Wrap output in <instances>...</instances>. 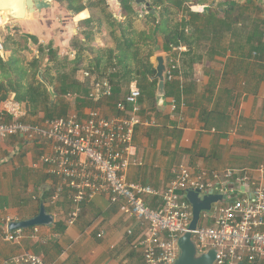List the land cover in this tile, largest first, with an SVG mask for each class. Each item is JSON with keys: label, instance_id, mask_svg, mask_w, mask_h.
Segmentation results:
<instances>
[{"label": "crops", "instance_id": "obj_1", "mask_svg": "<svg viewBox=\"0 0 264 264\" xmlns=\"http://www.w3.org/2000/svg\"><path fill=\"white\" fill-rule=\"evenodd\" d=\"M49 1L47 8L26 12L22 19L12 18L6 32L14 40L28 38L24 49L28 59L38 56L40 48L58 50L61 59L68 61L79 58L76 78L90 89L91 79L83 72L101 78L89 65L115 47L107 14L124 19L121 1ZM72 1L75 8L85 7L71 9ZM232 2L237 4L234 9ZM257 2L208 0L190 3L178 12L175 20L180 29L185 27V39L174 48L176 55L170 54L178 60V68L166 82L164 104L157 103V85L150 89L155 98L141 89V116L150 122L135 129L129 181L163 190L180 164L194 173L247 168L260 178L255 168L264 162V15L253 13ZM16 4L25 8L21 0ZM136 6L141 17L136 23L142 25L147 10ZM163 43L159 36L157 45L163 47ZM12 48L3 53L5 59ZM159 53L169 57L166 51ZM137 83L132 82L128 91ZM100 108L106 113L114 110L113 103ZM43 117V112L28 113L25 120L37 122ZM44 150L45 143L27 142L21 135L0 138V225L35 216L42 203L54 215V222L39 225L38 233H33L32 226L16 241L0 236V263L30 252L47 264H147L141 245L143 226L127 213L123 199L112 202L107 194H97L83 203L74 224L67 223L70 200L51 201L60 178L49 173L45 164L36 165ZM147 203L156 207L159 199L150 196ZM258 264H264V257Z\"/></svg>", "mask_w": 264, "mask_h": 264}, {"label": "built area", "instance_id": "obj_2", "mask_svg": "<svg viewBox=\"0 0 264 264\" xmlns=\"http://www.w3.org/2000/svg\"><path fill=\"white\" fill-rule=\"evenodd\" d=\"M205 6H202L204 10ZM0 10V55L5 53L7 25L12 18ZM178 60L168 63L167 81L174 78ZM91 79L88 98L101 103L110 101L115 92L108 78ZM134 84L137 80L133 81ZM75 99L77 92L69 93ZM142 91L136 85L113 103L114 110L103 111L100 106L85 107L82 114L75 109L66 116L25 120L28 112L13 99L3 102L0 111V138L21 135L27 142L46 145L38 164H45L49 173L60 178L51 197L56 203L64 197L72 208L67 218L74 224L83 203L97 194H107L112 202L123 199L128 214L135 216L143 226L144 259L147 264H170L179 256V236L190 230L193 205L187 198L189 190L200 189L201 196L213 190L226 196L216 202L215 210L201 212L193 238L202 252L217 250L215 264H258L264 257V162L255 170L227 168L222 173L201 171L194 173L185 164L178 165L174 176L163 190L148 184L129 181L132 140L137 125L149 123L141 116ZM177 108L173 104V110ZM159 199L156 207L147 203L148 197ZM8 220L0 225V236L16 241L26 235L25 228L9 229ZM33 233L39 232V225ZM0 264H47L30 252L16 254Z\"/></svg>", "mask_w": 264, "mask_h": 264}, {"label": "trees", "instance_id": "obj_3", "mask_svg": "<svg viewBox=\"0 0 264 264\" xmlns=\"http://www.w3.org/2000/svg\"><path fill=\"white\" fill-rule=\"evenodd\" d=\"M74 1L70 2L69 8L77 11L85 7L83 4L78 8L73 7ZM120 1L124 19L119 21L111 12L107 14L116 45L106 52L105 57L97 55L95 65L90 64L89 67H93L98 76L106 77L116 85L110 103H115L118 98L125 96L130 91L128 86L134 80H138L136 86L140 90L148 94L153 93L155 98L154 91L150 90L152 86L156 88L157 85V80L151 79L156 72V64L152 58L158 51L163 50L168 52V63L170 62V54L176 55L174 48L179 45L181 39H185V27L180 29V23L175 20L176 15L190 3H204L208 0H150L153 8L159 10L160 17L158 19L147 12L143 15L142 25L136 23L141 17L137 13L135 0ZM236 5L232 2L230 7L234 9ZM235 13L232 11V14ZM253 13L264 15V3L257 2ZM185 25L186 23L183 24ZM159 36L164 39L163 47L157 45ZM27 39L21 37L14 40L11 35H6L4 49L7 51L14 47L8 58L0 55V102L13 99L20 102L30 114L43 112V119L66 116L73 107L82 110L99 104L88 98L89 88L76 78L80 70L79 58L68 61L61 59L57 54L58 50L50 49L47 52L40 48L38 56L28 59L24 54ZM45 53L48 54L47 57ZM40 70L43 78L54 86L57 94L55 100L51 98L48 86L39 76ZM120 86H123V89ZM74 92L79 96L75 99L69 98L68 94Z\"/></svg>", "mask_w": 264, "mask_h": 264}, {"label": "water", "instance_id": "obj_4", "mask_svg": "<svg viewBox=\"0 0 264 264\" xmlns=\"http://www.w3.org/2000/svg\"><path fill=\"white\" fill-rule=\"evenodd\" d=\"M25 4V8L17 7L16 0H0V10L7 11V15L10 18L22 19L26 16V12H34L36 10H42L50 6L49 0H21V3ZM137 4L144 5L147 12L153 14L159 18V13L156 8H153L149 0H135ZM27 10V11H26ZM156 72L151 79L157 80L156 100L159 105L164 104L166 100V82L168 71V56L166 53H159L156 55ZM39 76L48 86L52 99L55 100L57 96L54 87L50 85L42 76V70L39 71ZM200 189L189 190L187 192V198L193 205V219L190 224V230L179 236V256L170 264H215L217 250L211 248L207 251H200L193 238V230L196 229L200 221L201 212L206 210L209 213H213L215 210L216 202L221 201L226 196L222 194H216L213 190H210L204 196L200 195ZM54 222V215L49 213L46 206L42 203L38 214L31 218L14 220L9 223V229L15 230L19 228H28L37 225H51ZM238 264H242L241 262Z\"/></svg>", "mask_w": 264, "mask_h": 264}, {"label": "rangeland", "instance_id": "obj_5", "mask_svg": "<svg viewBox=\"0 0 264 264\" xmlns=\"http://www.w3.org/2000/svg\"><path fill=\"white\" fill-rule=\"evenodd\" d=\"M4 34L7 35L8 33H7L6 31H4ZM156 64H157V61H156ZM53 87H54V86H53ZM72 103H73L74 106H75V102L72 101ZM108 104H110V102H107V101L104 100V101H102V102L100 103V105H98V106L101 107V106H103V105H108ZM74 109H75L77 112H82V110H83V109H82V110L79 109L78 107H77V108L73 107V108L70 110V112L73 111Z\"/></svg>", "mask_w": 264, "mask_h": 264}, {"label": "bare ground", "instance_id": "obj_6", "mask_svg": "<svg viewBox=\"0 0 264 264\" xmlns=\"http://www.w3.org/2000/svg\"><path fill=\"white\" fill-rule=\"evenodd\" d=\"M2 12L4 13L5 16H7V11H4V10H3Z\"/></svg>", "mask_w": 264, "mask_h": 264}]
</instances>
